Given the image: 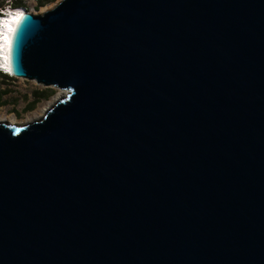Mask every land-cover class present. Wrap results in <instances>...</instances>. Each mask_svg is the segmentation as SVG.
<instances>
[{
	"label": "water",
	"instance_id": "1",
	"mask_svg": "<svg viewBox=\"0 0 264 264\" xmlns=\"http://www.w3.org/2000/svg\"><path fill=\"white\" fill-rule=\"evenodd\" d=\"M0 122V264H264V0L23 8Z\"/></svg>",
	"mask_w": 264,
	"mask_h": 264
},
{
	"label": "rangeland",
	"instance_id": "2",
	"mask_svg": "<svg viewBox=\"0 0 264 264\" xmlns=\"http://www.w3.org/2000/svg\"><path fill=\"white\" fill-rule=\"evenodd\" d=\"M57 1L50 0L43 4H38L34 0H21L26 10L35 14L51 8ZM6 2L7 0H0V7L2 5L5 6ZM42 88L44 87L33 81L0 76V116L15 119L19 122L17 125L38 119L60 95L59 90L51 88L53 90L50 91L47 98L39 99L31 107L27 108L30 101H32L31 92L40 91Z\"/></svg>",
	"mask_w": 264,
	"mask_h": 264
},
{
	"label": "bare ground",
	"instance_id": "3",
	"mask_svg": "<svg viewBox=\"0 0 264 264\" xmlns=\"http://www.w3.org/2000/svg\"><path fill=\"white\" fill-rule=\"evenodd\" d=\"M15 12H13V15L6 20L2 19L4 16L0 15V25L6 23L8 25V32L6 33L5 35V45H3L2 43L0 44V57H2L4 59V64L3 65H0V69H2V71L5 73V74H8L10 76L11 73L9 71V68H8V64H7V48H8V42H9V36H10V33L13 29V26L15 24V21L18 19L19 15L21 13H23V10H13ZM43 11V10H42ZM60 92V95L63 94L62 91H59ZM60 95H58L60 97ZM0 122L2 123H6V124H17L19 123L18 121H16L15 119L13 118H3L0 116Z\"/></svg>",
	"mask_w": 264,
	"mask_h": 264
},
{
	"label": "trees",
	"instance_id": "4",
	"mask_svg": "<svg viewBox=\"0 0 264 264\" xmlns=\"http://www.w3.org/2000/svg\"><path fill=\"white\" fill-rule=\"evenodd\" d=\"M48 1H50V0H36L35 2L38 4H43V3L48 2ZM2 6H4V5H2ZM5 6L11 7V8H23L24 7L21 0H7V2L5 3ZM0 76L4 77V78H9V76L1 74V73H0ZM51 90H53V89L44 87L40 91H32L31 92L32 101H30L27 108L31 107L39 99L47 98V96Z\"/></svg>",
	"mask_w": 264,
	"mask_h": 264
},
{
	"label": "clouds",
	"instance_id": "5",
	"mask_svg": "<svg viewBox=\"0 0 264 264\" xmlns=\"http://www.w3.org/2000/svg\"><path fill=\"white\" fill-rule=\"evenodd\" d=\"M0 9L3 10V13H4V15H3L4 17L2 19L7 21V19L12 16L10 14V11H12L14 9L19 10L20 8H11V7L2 6V7H0ZM4 25H5V28L3 29V33H2V36L0 39V44L2 43L3 45H5V42H6L5 35L8 32V25L6 23H4ZM3 64H4V59L2 57H0V65H3ZM6 75L8 76V74H6Z\"/></svg>",
	"mask_w": 264,
	"mask_h": 264
},
{
	"label": "built area",
	"instance_id": "6",
	"mask_svg": "<svg viewBox=\"0 0 264 264\" xmlns=\"http://www.w3.org/2000/svg\"><path fill=\"white\" fill-rule=\"evenodd\" d=\"M34 1H36V0H34ZM5 7H8V6H5ZM23 9L26 10V8H24V7H23ZM13 12H14L13 10L10 11V14L13 15ZM0 15H2V16L4 15L3 10H1V9H0ZM0 73L6 75V74L2 71V69H0ZM8 76H9V77H13V76H10V75H8Z\"/></svg>",
	"mask_w": 264,
	"mask_h": 264
}]
</instances>
